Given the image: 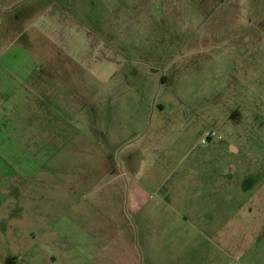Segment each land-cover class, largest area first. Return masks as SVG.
I'll use <instances>...</instances> for the list:
<instances>
[{"label":"rangeland","instance_id":"1","mask_svg":"<svg viewBox=\"0 0 264 264\" xmlns=\"http://www.w3.org/2000/svg\"><path fill=\"white\" fill-rule=\"evenodd\" d=\"M88 1L92 101L124 128L30 136L0 89V264H91V207L135 227L133 264H264V0Z\"/></svg>","mask_w":264,"mask_h":264},{"label":"crops","instance_id":"2","mask_svg":"<svg viewBox=\"0 0 264 264\" xmlns=\"http://www.w3.org/2000/svg\"><path fill=\"white\" fill-rule=\"evenodd\" d=\"M91 57L88 0H0V89H8L9 103L21 97L30 136L47 138L52 130L61 137L78 134L83 121L91 136L109 137L124 128L118 119L112 128L105 112L109 103L99 110L92 101ZM101 183L91 177V196L106 195L97 191ZM146 195L140 186L129 192L132 209L139 211ZM110 222L91 207V264L137 262L135 227L126 220Z\"/></svg>","mask_w":264,"mask_h":264},{"label":"built area","instance_id":"3","mask_svg":"<svg viewBox=\"0 0 264 264\" xmlns=\"http://www.w3.org/2000/svg\"><path fill=\"white\" fill-rule=\"evenodd\" d=\"M219 139L220 140L222 139L221 135L217 134V132H215V131H210V132H207L203 136L202 143L203 144H209L213 141H218Z\"/></svg>","mask_w":264,"mask_h":264}]
</instances>
